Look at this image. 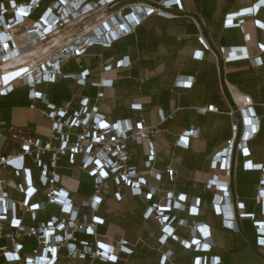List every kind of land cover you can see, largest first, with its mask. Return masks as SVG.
<instances>
[{
    "label": "built area",
    "instance_id": "built-area-1",
    "mask_svg": "<svg viewBox=\"0 0 264 264\" xmlns=\"http://www.w3.org/2000/svg\"><path fill=\"white\" fill-rule=\"evenodd\" d=\"M44 1L49 5L35 17ZM113 4H117V0H8L0 3V97L12 93L17 85L24 87L27 99L32 102L29 108L36 109L33 103L40 101L45 109L39 112L50 122V133L45 142L33 138L22 127L0 129V264H59L62 258L68 262L89 260L115 264L122 260L121 255L133 253L128 241L122 239L111 243L98 233L99 226L104 225L98 212L104 198L111 193V185L118 201L121 200V187L128 188L134 196L152 200L155 191L147 187L146 179L130 165L127 145L133 142L143 146L146 152L144 165L150 168L156 160L152 139L162 133V127L173 120L174 114L165 115L158 110L159 122L155 125H147L142 116L134 125L128 120L108 122L98 107L91 104L90 98H81L78 108L73 110L71 102L56 107L38 91L42 85L54 84L58 77L84 85L88 70L75 75L63 74L62 66L84 56L93 46L109 48L113 42L132 34L151 15L171 19L174 16L166 10L182 9L179 0H161L157 6L134 3L128 6L127 13L114 10L112 16L96 25V19L83 25L93 11ZM262 9L264 0H256L248 8L226 14L223 28H237L243 32L244 20L253 18L255 27L264 31V22L256 19ZM80 25H83L81 30L74 35L58 39L63 29ZM243 40L248 42L249 35L243 33ZM242 49L232 47L218 51L227 54L224 63L248 60L254 67L262 66L261 57L250 59L243 55ZM259 51L264 55V45H259ZM202 53L196 54L199 60ZM124 62V59L107 58L101 64V72L122 68ZM188 79L177 80V84L190 88L192 81L188 82ZM91 86L97 89L96 102L104 97L103 89L112 87V81L99 79ZM235 107L238 121L231 126V137L211 156V173H202L200 183L212 194L210 206L220 226L239 232L240 222L251 220L256 232V247L264 249V166L250 159L248 147L259 131L260 118L256 116L249 96L240 95ZM262 107L264 110V104ZM131 108L141 111L138 104ZM195 111L199 116L218 112L213 105ZM196 135L197 130H185L176 144L187 148L189 140ZM9 141L18 143V148L2 153ZM239 159H242L244 171L260 172L253 202L260 207L261 220H255V214L245 210L233 190L232 178ZM26 160L37 170L40 188L34 185ZM62 160L89 179L93 190L91 196L74 202L70 191L63 187L62 175L58 172ZM5 170L11 171L13 180L3 177ZM164 173L172 181L174 171L167 168ZM152 175L155 180H161V174ZM10 192L18 197L12 198ZM39 194L43 199L37 201L35 197ZM163 200V204L147 206L143 214L145 220L153 218L159 223V242L164 245L169 239L179 241L184 249L201 254L193 258L192 264H220L218 257L209 255L214 249L210 226L175 215L185 212L189 218H197L201 201L196 198L189 204L185 194L174 195L172 192L166 193ZM49 208H54L56 213L46 220H39V214L47 213ZM175 226L187 228L189 240H180ZM26 240H32L34 244L29 250L24 243ZM173 260L174 256L168 251L161 256L160 263Z\"/></svg>",
    "mask_w": 264,
    "mask_h": 264
},
{
    "label": "crops",
    "instance_id": "crops-1",
    "mask_svg": "<svg viewBox=\"0 0 264 264\" xmlns=\"http://www.w3.org/2000/svg\"><path fill=\"white\" fill-rule=\"evenodd\" d=\"M24 1V0H17ZM181 10L172 7L165 12L174 16L171 19L151 15L136 29V32L114 44L112 49L93 47L84 56L72 59L62 66L63 74H78L88 69L90 76L86 84L79 85L75 80L58 77L54 84L42 85L38 91L46 96L49 103L57 107L71 102L77 109L81 98L91 96V104L98 107L99 113L108 122L128 120L134 125L142 116L147 125L158 124V110L165 115L174 114L173 120L162 127V133L152 139L156 160L150 168H145L146 152L143 146L129 142L130 165L137 168L139 176L146 179L149 189L155 191V203H164L168 192L174 195L186 194L189 204L202 198L197 218H189L185 212H176L179 219L196 221L210 226L213 254L221 258L220 264H264V249L257 248L253 241V232L247 220L240 222L241 230L232 232L220 227L218 220L210 213L208 197L210 192L200 183L202 173L210 174L211 156L224 147L230 138L231 126L238 121L235 102L240 95L249 96L253 109L260 117V131L251 141L249 149L251 159L264 166V55L259 45H264V31L255 27L253 18H246L243 32L240 29H224V16L240 9L252 6L256 0H179ZM158 0L139 2V0H117L114 10L128 12V6L134 3L157 6ZM257 20L264 22V9ZM243 33L249 35V41L243 40ZM61 40V36L58 38ZM242 47L243 55L250 59L261 57L263 65L254 67L248 60L224 63L226 53L220 48ZM204 52L202 60L196 54ZM114 57L115 61L124 59V66L101 72L102 62ZM192 81L190 88H183L177 80ZM99 79L112 81V87L103 89L104 97L94 101L97 89L90 82ZM26 89L17 85L10 96L0 97V129L9 126L27 129L33 138L48 140L50 122L39 110L45 106L34 102L36 109L26 98ZM89 95V96H88ZM140 105L141 111H135L132 105ZM213 105L217 113L205 116L196 114L195 109ZM197 130L195 138L189 140L188 147L177 145V139L185 130ZM18 143L9 141L2 153L14 152ZM25 165L31 168L33 183L40 188L38 172L29 160ZM169 168L174 171L172 181L164 173ZM58 172L62 175V185L70 191L74 202L91 196L92 185L88 178L74 168H69L62 160ZM233 174L235 182L245 189L244 193L255 194L256 175ZM153 174H161V180ZM3 177L14 179L10 170L3 171ZM260 178V175H259ZM19 181V180H16ZM253 184V185H252ZM147 190H144L146 192ZM110 195L104 198L98 216L104 220L98 233L106 236L111 243L128 241L133 249L129 256L121 255L118 264H161V256L171 252L173 261L166 264H192L193 254L183 249L179 241L159 242L160 225L143 214L149 206L143 196H134L126 187H121V200L113 196L115 188L111 185ZM12 198L18 196L10 192ZM250 196V195H249ZM43 199L41 194L35 200ZM54 208L40 213L39 220H46L55 214ZM180 240L187 236V228L175 226ZM26 249L34 246L32 240H26ZM59 264H110L98 261L68 262L62 258Z\"/></svg>",
    "mask_w": 264,
    "mask_h": 264
},
{
    "label": "trees",
    "instance_id": "trees-1",
    "mask_svg": "<svg viewBox=\"0 0 264 264\" xmlns=\"http://www.w3.org/2000/svg\"><path fill=\"white\" fill-rule=\"evenodd\" d=\"M7 1L8 0H5V1H2V2H5V3H7ZM16 2H29L30 0H24V1H17V0H15ZM161 0H158V2H160ZM139 2H143V0H139ZM157 2V3H158ZM49 5V2L48 1H44V2H42V4H41V7H40V9H38L36 12H35V14H34V16L35 17H39L40 16V14L45 10V8L47 7ZM127 13V12H126ZM142 24V23H141ZM140 24V25H141ZM139 25V26H140ZM139 26H137L136 28H135V30H134V32L133 33H135L136 32V29L139 27ZM132 33V34H133ZM132 34H130V35H132ZM130 35H128V36H130ZM127 37V36H126ZM123 38H125V37H123ZM123 38H121V39H119V40H117V41H115V42H113L111 45H110V47L109 48H105V47H102V46H93V47H99V48H102V49H105V50H108V49H112L113 48V46H114V44L115 43H117L118 41H120V40H122ZM93 47H91V48H93ZM90 48V49H91ZM89 51V50H88ZM87 51V52H88ZM204 53V52H203ZM203 53H202V58H203ZM87 54V53H86ZM108 58H111V57H108ZM112 58H114V57H112ZM202 58H201V60H202ZM107 59V58H106ZM262 65H263V63H262ZM261 67V66H260ZM85 70H88V69H85ZM61 71H62V69H61ZM83 71V70H82ZM89 71V70H88ZM63 73V72H62ZM89 76H90V71H89ZM88 76V77H89ZM88 77H87V79H88ZM87 79H86V82H87ZM86 82H85V84H86ZM91 83L92 82H90V85H91ZM13 93V92H12ZM11 93V94H12ZM8 96H10V94L9 95H7L6 97H8ZM89 96V95H88ZM90 98H91V96H89ZM89 97H87V98H89ZM26 98H27V91H26ZM78 103H79V100H78V102H77V108H78ZM50 104H52V103H50ZM264 104V103H263ZM262 104V105H263ZM52 105H54V104H52ZM55 106V105H54ZM57 107V106H56ZM72 109L74 110L75 108H73L72 107ZM217 109V108H216ZM262 109H263V107H262ZM218 111V110H217ZM263 112H264V110H263ZM257 116V115H256ZM258 118H260L259 116H257ZM259 131H260V126H259ZM259 131H258V133H259ZM258 133H257V135H258ZM256 135V136H257ZM230 137H231V134H230ZM248 147H249V143H248ZM250 159H251V157H250ZM252 160V159H251ZM66 162V161H65ZM67 164V163H66ZM237 171H239L238 172V174H242V175H256L257 176V178L253 181V184L254 185H256L257 186V184H258V181H259V175H260V172L259 171H244L243 169H242V159H239V161H238V166H237ZM252 184V185H253ZM245 188L244 187H240L236 182H235V194H236V197H237V199L241 202V203H243V205H244V207H245V210L248 212V213H254L255 214V220H261V216H260V213H259V209H260V207L259 206H257V205H255L254 204V202H253V197H254V195L253 196H251V193H244L242 190H244ZM206 190V189H205ZM93 191V190H92ZM186 195V194H185ZM250 195V196H249ZM201 202H202V198H198ZM211 199H212V194L210 193L209 194V197H208V204H209V207H210V213H211V216L215 219L216 217H215V214H214V211L212 210V208H211V206H210V202H211ZM147 203L150 205V204H152V203H155L154 202V198H152V200H150V201H147ZM177 217V216H176ZM148 220V219H147ZM248 222H249V224H250V228L252 229V232H253V241H254V244L256 245V232H255V229H254V226H253V222L251 221V220H247ZM221 227V226H220ZM187 236H186V238H184L183 240H189V238H190V236H189V231H188V229H187ZM161 233V232H160ZM177 235V234H176ZM178 236V235H177ZM180 239V238H179ZM179 243V242H178ZM179 245L181 246V244L179 243ZM182 247V246H181ZM183 248V247H182ZM184 249V248H183ZM186 250V249H185ZM187 251H190L192 254H193V256H192V260H193V258L195 257V256H197V255H201V254H199V253H195V252H193V251H191V250H187ZM209 255H212V256H216V257H218L219 259H220V263H221V258L219 257V256H217V255H214L213 254V250L211 251V253L209 254ZM120 261H118L117 263H115V264H118Z\"/></svg>",
    "mask_w": 264,
    "mask_h": 264
},
{
    "label": "rangeland",
    "instance_id": "rangeland-1",
    "mask_svg": "<svg viewBox=\"0 0 264 264\" xmlns=\"http://www.w3.org/2000/svg\"><path fill=\"white\" fill-rule=\"evenodd\" d=\"M2 1H5V0H0V3ZM12 1H15V0H12ZM115 7H116V4L115 5L113 4L112 6H109L108 8L102 7L99 10L93 11V13L90 15V17H88V19H85L83 21V25L87 24V22H89V21L94 22L95 19H96V21L94 23L95 25L98 24L100 21L106 20V18L108 16H112V12L114 11ZM83 25H80V26H77L74 28L69 26V27L63 29V31L61 32V38L67 37L69 35H74L76 32L81 30Z\"/></svg>",
    "mask_w": 264,
    "mask_h": 264
},
{
    "label": "snow or ice",
    "instance_id": "snow-or-ice-1",
    "mask_svg": "<svg viewBox=\"0 0 264 264\" xmlns=\"http://www.w3.org/2000/svg\"><path fill=\"white\" fill-rule=\"evenodd\" d=\"M262 243H264V241H262Z\"/></svg>",
    "mask_w": 264,
    "mask_h": 264
}]
</instances>
